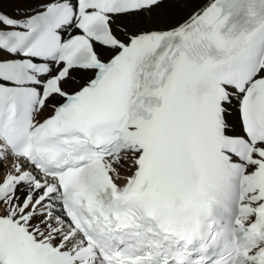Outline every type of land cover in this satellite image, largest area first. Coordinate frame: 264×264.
<instances>
[{"label":"snow or ice","instance_id":"1","mask_svg":"<svg viewBox=\"0 0 264 264\" xmlns=\"http://www.w3.org/2000/svg\"><path fill=\"white\" fill-rule=\"evenodd\" d=\"M6 2L0 264H264V0Z\"/></svg>","mask_w":264,"mask_h":264},{"label":"bare ground","instance_id":"2","mask_svg":"<svg viewBox=\"0 0 264 264\" xmlns=\"http://www.w3.org/2000/svg\"><path fill=\"white\" fill-rule=\"evenodd\" d=\"M41 2L42 0H19V2H16V0H10V2H6L4 4V10L11 13V12H14L17 7H19L21 9H26V10L34 12L36 10V6L40 4ZM123 175H125V173H122V176ZM120 182H123V181H120Z\"/></svg>","mask_w":264,"mask_h":264},{"label":"rangeland","instance_id":"3","mask_svg":"<svg viewBox=\"0 0 264 264\" xmlns=\"http://www.w3.org/2000/svg\"><path fill=\"white\" fill-rule=\"evenodd\" d=\"M201 2H203V0H201ZM34 5H35V4H34ZM31 10H32V9H31ZM6 12H7V11H6ZM8 13H9V14H12V13H14V12H11V13H10V12H8Z\"/></svg>","mask_w":264,"mask_h":264}]
</instances>
